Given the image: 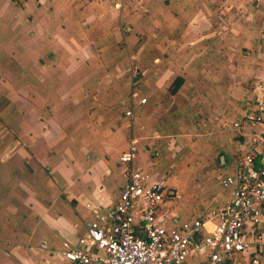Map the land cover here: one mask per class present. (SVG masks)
I'll list each match as a JSON object with an SVG mask.
<instances>
[{
    "label": "crops",
    "instance_id": "1",
    "mask_svg": "<svg viewBox=\"0 0 264 264\" xmlns=\"http://www.w3.org/2000/svg\"><path fill=\"white\" fill-rule=\"evenodd\" d=\"M19 3L0 0V264H64L62 242L117 203L131 139L133 168L168 184L170 157L196 178L166 204L179 220L229 202L232 124L264 87V0Z\"/></svg>",
    "mask_w": 264,
    "mask_h": 264
},
{
    "label": "built area",
    "instance_id": "2",
    "mask_svg": "<svg viewBox=\"0 0 264 264\" xmlns=\"http://www.w3.org/2000/svg\"><path fill=\"white\" fill-rule=\"evenodd\" d=\"M255 89L259 94L232 124L246 141L237 171L220 182L228 203L179 220L166 204L180 196L164 177L132 167L137 142L131 139L119 158L127 168L117 203L86 222L76 246L62 242L64 264H264V87ZM124 115L131 119L132 110Z\"/></svg>",
    "mask_w": 264,
    "mask_h": 264
},
{
    "label": "rangeland",
    "instance_id": "3",
    "mask_svg": "<svg viewBox=\"0 0 264 264\" xmlns=\"http://www.w3.org/2000/svg\"><path fill=\"white\" fill-rule=\"evenodd\" d=\"M14 4L16 6H19V0H13ZM3 14V12H2ZM1 14V17H3ZM4 24H7V22L5 21ZM8 25V24H7ZM6 25V26H7ZM12 30V29H11ZM142 40H139V42H141ZM138 44V43H137ZM202 53H205L204 51H202ZM137 68V67H136ZM133 69V68H132ZM130 71V73L133 74V71ZM139 69V68H137ZM135 70V69H134ZM124 107H116L115 109H113L112 113L113 115H117L119 113H123ZM119 158V157H118ZM172 161L173 159L170 157H167L165 159V161H161V167L158 170H169L168 176L167 178V186L168 187H175L176 193L180 196V199L183 198L185 199V196L187 195L186 193H190V190H195L194 185L192 184V182L196 179L194 176L189 175L183 171H180V168L178 165L173 166L172 167ZM171 165V166H170ZM186 192V193H185Z\"/></svg>",
    "mask_w": 264,
    "mask_h": 264
},
{
    "label": "trees",
    "instance_id": "4",
    "mask_svg": "<svg viewBox=\"0 0 264 264\" xmlns=\"http://www.w3.org/2000/svg\"><path fill=\"white\" fill-rule=\"evenodd\" d=\"M180 80H181V79H177L176 81H177V82H181ZM177 88H178V87L175 86V87H174V90H176Z\"/></svg>",
    "mask_w": 264,
    "mask_h": 264
}]
</instances>
